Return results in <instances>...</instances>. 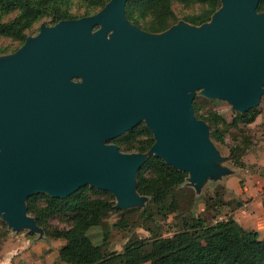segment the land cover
Wrapping results in <instances>:
<instances>
[{"label": "water", "instance_id": "obj_1", "mask_svg": "<svg viewBox=\"0 0 264 264\" xmlns=\"http://www.w3.org/2000/svg\"><path fill=\"white\" fill-rule=\"evenodd\" d=\"M126 0L92 15L40 24L13 54L0 55V214L12 225L32 193L62 198L88 185L108 191L116 208L133 205L136 171L148 155L187 172L195 188L227 174L206 141L190 92L203 89L238 113L264 84V10L258 0H219L208 23L182 21L157 33L131 24ZM100 24L112 28L91 33ZM152 134L145 153L104 141L139 120Z\"/></svg>", "mask_w": 264, "mask_h": 264}, {"label": "trees", "instance_id": "obj_2", "mask_svg": "<svg viewBox=\"0 0 264 264\" xmlns=\"http://www.w3.org/2000/svg\"><path fill=\"white\" fill-rule=\"evenodd\" d=\"M108 0H0V55L18 48L27 36L36 30L34 25L43 22L53 25L63 19H74L98 11ZM220 6L219 0H126L124 14L138 28L158 33L179 19L200 24ZM264 10V0H258L256 11ZM2 43V42H1ZM193 113L209 127V136L214 143H223L224 120L214 111L200 112L198 100L192 101ZM256 116L254 108L233 115L230 124L250 123ZM111 142L121 152H145L153 142L152 135L143 124H138ZM247 143L228 146L227 160L235 167H243L238 158ZM185 172L165 164L160 158L148 155L136 171L135 190L147 197L144 209H118L111 193L83 185L62 198L44 193H32L25 201V209L35 224L43 231H50L62 244L57 250L58 260L65 264H264V237L256 231L245 230L225 212L222 219L215 215L209 218L178 211V197L190 192L191 204L196 200L190 188L182 185ZM203 210L222 211L231 200H224L216 190L212 195L202 194ZM153 207V212L149 208ZM226 209V208H225ZM111 212L133 213L149 232L148 237L131 236L118 252L105 254L101 245L94 244L87 230L101 225ZM172 213L175 231L168 237L153 233L145 224L154 218L164 219ZM62 216L66 228H48L50 217ZM1 224V222H0ZM124 219L113 226L124 228ZM144 224V225H143Z\"/></svg>", "mask_w": 264, "mask_h": 264}, {"label": "rangeland", "instance_id": "obj_3", "mask_svg": "<svg viewBox=\"0 0 264 264\" xmlns=\"http://www.w3.org/2000/svg\"><path fill=\"white\" fill-rule=\"evenodd\" d=\"M98 11L94 12L93 14L97 13ZM210 20L211 17H209L208 20L202 23H208ZM178 21H182L183 23L190 25V23H187L181 19H179ZM178 21L171 24L170 26L177 24ZM40 24H44V23L41 21L37 25H34L33 27L36 30L30 36L37 34ZM200 24L197 25L191 24V25L199 26ZM95 31H102L105 34V36L108 37L113 30L112 28H109L107 26L102 27L100 24H95L92 27L91 33ZM147 33H152V32H147ZM152 34H157V33H152ZM0 44H11V42L7 39L0 40ZM16 50L17 48L6 54H13ZM261 88L262 91L257 95L256 103L251 107L255 109L256 116L248 124H242V123L230 124L233 115L238 112L237 110L233 109L232 105L225 99H219L216 97L207 96L203 92V89H196L189 93L191 97V104L194 99L198 100L200 112H207V110H211L214 111L216 114L220 115L224 120V126L222 128L223 143H214V141H212V139L209 136V127L207 123L204 120L197 118L193 113L196 120H201L205 125H207L208 134L205 139L207 142H209L212 145L213 149L220 156L226 158V160L224 162L219 163V165L225 166L227 169L235 167L234 165L231 164L230 161L227 160V153H228L227 147L233 144L247 143V147L245 151L241 154V156L240 154L238 156V158L243 161L244 166L236 167V169L241 168L242 171L243 169H246L247 171L255 172L259 174L261 173L263 174L264 172V168H262L261 165L250 164L248 162L249 155L251 156L254 154L258 155V153L264 151V84L262 85ZM140 123L145 126V121L143 119L139 120L134 126ZM112 139L104 141V143H111L117 146L115 143L111 142ZM132 152L145 153V152H137L135 150L130 152H123V153H132ZM185 173L186 176L184 178L182 185L191 189V192L196 198V200L192 204L191 202L189 203L188 198L190 196L189 194L190 192L188 191H186L184 195L179 196L178 197L179 213L183 215H187L188 213L200 214L207 218H209L210 215H215L216 219H222L225 215L223 211H228L229 207L224 206L222 207L221 212H217L216 214H214V212L203 210L204 207L203 201L200 199V197L202 194L212 195V193L217 190L224 200H228L230 197V193L224 187V181H225L224 175H221L219 177L218 176L210 177V178L208 177L201 183L199 188H195L193 186V183L189 180L188 173L187 172ZM138 196L141 199L140 202L135 201L133 202L134 204L129 206L128 208H135L141 210L146 207L147 197L139 194ZM113 200H114V204L117 203L115 197H113ZM148 208L151 214L154 213L152 206ZM118 209L123 210L125 208H118ZM172 216L173 214L170 213L167 214V216L164 219L156 217L154 218V222L148 221L146 222L145 225L149 227V229L153 233L162 237H168L175 231V227H176ZM24 217L33 220L32 216L29 213H27L26 209L24 212ZM120 218L124 219L127 223L124 228H118L116 226H113V223L118 221V219ZM0 222H1L0 264H65L60 260H58L57 257V250L59 246L62 244V240L58 239L50 231H43L42 228H40L35 224V222L34 224L36 228L33 229L27 226L26 224H22V225L9 224L4 219H2L1 214H0ZM47 227L66 228L67 220L65 219V217L62 216L50 217L47 220ZM86 233L94 244L101 245V248L105 254L109 252L120 251L123 245L125 244V242L127 241V239L133 235L141 238L149 236V232L143 228L142 222L141 220H139L135 212L127 213V214L121 212H111L107 215V217L104 218L103 223L101 225L92 227L91 229L87 230ZM144 264H148V263H144Z\"/></svg>", "mask_w": 264, "mask_h": 264}, {"label": "crops", "instance_id": "obj_4", "mask_svg": "<svg viewBox=\"0 0 264 264\" xmlns=\"http://www.w3.org/2000/svg\"><path fill=\"white\" fill-rule=\"evenodd\" d=\"M250 164L264 168V151L249 155ZM224 174V187L230 193L228 214L245 230H254L258 238L264 237V172L228 168ZM226 211H223L225 213Z\"/></svg>", "mask_w": 264, "mask_h": 264}]
</instances>
